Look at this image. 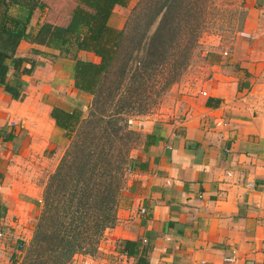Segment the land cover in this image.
<instances>
[{"label": "crops", "instance_id": "1", "mask_svg": "<svg viewBox=\"0 0 264 264\" xmlns=\"http://www.w3.org/2000/svg\"><path fill=\"white\" fill-rule=\"evenodd\" d=\"M130 1L114 6L112 27L123 28ZM244 5L247 13L233 46L204 53L207 75L200 84L206 94L196 95L199 90L188 85L178 101L181 111L143 123V146L131 155L116 222L104 230L94 256L76 254L73 264H137L138 256L146 264H264V0ZM47 13L46 6L36 9L29 30L52 22ZM48 53L58 51L21 40L16 54L37 62L30 75L20 77L24 96L15 99L0 86V224L12 226L25 245L30 234L18 231L21 219L14 216L22 210L39 214L34 204L16 202L3 174L29 152L55 150L57 161L68 139L50 112L54 106L80 107L85 94L74 86V60L52 61ZM78 56L99 60L86 51ZM7 80H13L12 67ZM208 97L213 104H206ZM125 239L138 242L136 255L123 251ZM2 252L0 264H10L15 254L10 260ZM231 256L234 261L225 259Z\"/></svg>", "mask_w": 264, "mask_h": 264}, {"label": "trees", "instance_id": "2", "mask_svg": "<svg viewBox=\"0 0 264 264\" xmlns=\"http://www.w3.org/2000/svg\"><path fill=\"white\" fill-rule=\"evenodd\" d=\"M128 2L77 0L67 24L43 21L30 31L34 11L44 2L0 0V86L23 98L20 77L37 64L16 54L27 39L73 59L74 86L96 95V110L92 105L87 117L80 107L54 106L50 112L71 142L48 177L21 264H71L76 254L95 253L104 230L116 222L124 171L131 164L127 120L148 113L190 62L203 27L201 0H138L123 28L112 27L114 6ZM79 51L99 60L82 59ZM206 104H213L211 97ZM149 139L148 134L146 143ZM121 243L124 252L137 254V241ZM137 264L146 259L138 256Z\"/></svg>", "mask_w": 264, "mask_h": 264}, {"label": "rangeland", "instance_id": "3", "mask_svg": "<svg viewBox=\"0 0 264 264\" xmlns=\"http://www.w3.org/2000/svg\"><path fill=\"white\" fill-rule=\"evenodd\" d=\"M43 1L44 6L48 8L47 14L48 16L50 15V20L57 24H64L67 20V16L77 4V0ZM137 1L138 0L130 1L131 8L129 12H131V9ZM200 6L203 7V14L201 16L203 27L200 30L201 35L193 47L190 62L184 69L182 75L158 99L157 103L148 113L132 115L127 120L128 129L129 131H132L127 137L128 146H130L128 151L129 159H132L131 155L134 151L141 149L143 146L145 131V124L143 123H145V121L158 118L161 115L170 116L175 110L181 111L183 109L182 101L179 103L178 101L182 100L180 98L183 94L188 93V90L186 93L183 92L188 85L189 88L194 89L195 92L199 90L196 95L202 96L206 94L205 91H202L200 84L207 75L205 71L204 53L209 48L229 50L236 41V37L242 28L244 17L247 13L244 0H201ZM58 56L60 55L48 53V57L52 61ZM176 86L177 90L172 89ZM179 88L182 89L181 92L178 90ZM92 105L93 109L96 110V95L85 93L84 96H81L79 106H83V114L85 117L89 116ZM70 142L71 141L68 139V143L61 149L57 161L55 160V156L52 155L55 150H50L49 153H47V150L35 153L29 152V154L21 155L19 158H16V160H12V165H10L9 170L4 172L3 176L6 180L5 186L9 188L8 192L16 199V202L18 199H22L34 204L35 210L40 214L42 210V195L48 177L55 170ZM127 170L125 169L124 171L123 185L120 192L123 191L126 184ZM35 210L33 209V212H35ZM31 213L32 212L29 210L24 214L22 210L21 214L14 216L15 220L18 218L21 219L22 227L17 230L30 234V239L26 245L23 237L17 238L15 234H13L14 229H12V226L9 228L8 226L0 224L3 233V238L0 239V244L4 243L5 247L3 250L0 249V251H3L2 255L4 254L5 257H9L8 259L11 258L10 256L12 253L15 254V257L13 256L14 260L10 259L14 261L13 264H21L25 248L32 238L37 217L36 215L30 216ZM24 232L23 235L25 234ZM10 237L11 240L7 244L6 241L9 240ZM94 255L95 253L85 256ZM12 262L10 261V264H12ZM71 264H73V260L71 261Z\"/></svg>", "mask_w": 264, "mask_h": 264}, {"label": "built area", "instance_id": "4", "mask_svg": "<svg viewBox=\"0 0 264 264\" xmlns=\"http://www.w3.org/2000/svg\"><path fill=\"white\" fill-rule=\"evenodd\" d=\"M242 34H245V33H242ZM252 185H253L252 183H249V182L247 183V186H252ZM2 238H3V233H2V230L0 228V239H2ZM225 259L228 261H234L235 260L233 256L226 257Z\"/></svg>", "mask_w": 264, "mask_h": 264}]
</instances>
